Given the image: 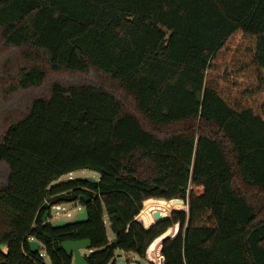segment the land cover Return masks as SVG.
Here are the masks:
<instances>
[{
    "label": "trees",
    "instance_id": "obj_1",
    "mask_svg": "<svg viewBox=\"0 0 264 264\" xmlns=\"http://www.w3.org/2000/svg\"><path fill=\"white\" fill-rule=\"evenodd\" d=\"M236 31L264 67V0H0V264H73L82 238L89 264L155 238L165 264H264V116L206 82ZM78 169L98 181H58Z\"/></svg>",
    "mask_w": 264,
    "mask_h": 264
},
{
    "label": "rangeland",
    "instance_id": "obj_2",
    "mask_svg": "<svg viewBox=\"0 0 264 264\" xmlns=\"http://www.w3.org/2000/svg\"><path fill=\"white\" fill-rule=\"evenodd\" d=\"M254 47V39L251 36L244 35L240 31L234 32L211 60L206 73V82L210 86L215 87L218 93L232 107H251L254 111L264 116V67H256L252 62ZM98 176L99 174L97 172L88 169H78L62 175L58 181L79 177H93L94 179H98ZM192 190L194 193L201 191L199 187L192 188ZM189 192H191L190 188L187 193L189 194ZM60 206L63 208H53L51 210L52 217L50 221L65 218L70 219L82 210V206L69 202L61 203ZM182 207L181 205L175 206L170 208L167 213L170 215L173 210H179ZM105 227L108 239H113L114 233L109 228L108 220L106 221ZM170 227L173 229L176 228L174 230L175 232L178 230L176 224ZM173 232H169L168 234L172 235ZM5 249L6 247L3 250L5 251ZM39 251L48 263V259L41 245ZM82 252L86 253L88 251L84 250ZM130 257H134V254L131 252H124L119 249L114 252L115 264H126L127 258Z\"/></svg>",
    "mask_w": 264,
    "mask_h": 264
},
{
    "label": "water",
    "instance_id": "obj_3",
    "mask_svg": "<svg viewBox=\"0 0 264 264\" xmlns=\"http://www.w3.org/2000/svg\"><path fill=\"white\" fill-rule=\"evenodd\" d=\"M78 179H81V180H84L87 182H91V183H96L98 181V179H94L93 177H79ZM79 199L86 201L89 199V197L82 194L79 196ZM180 201L182 202V199H180ZM47 215H48V211L45 212V214L43 216V220H47ZM166 218H169V215L156 218L155 221H159V220L166 219ZM87 219H88L87 210H86V208L82 207V210H80L72 218H70V219H56L54 221H51V225L53 228H59V227H63L66 225L81 223V222L86 221ZM154 222H152V223H154ZM151 224H149V225H151ZM109 228L111 229V231L114 234H116L118 232L119 229H118L114 219H110ZM28 245H29L31 252L39 251L40 243L38 240H36L34 238H30L28 240ZM60 246L66 252V254L72 258L73 264H89L87 259H86V256H85L86 254L83 253L82 251L91 249L90 239L82 238V239H74V240H71V239L63 240L60 242ZM4 247H5V244L0 243V249L3 250Z\"/></svg>",
    "mask_w": 264,
    "mask_h": 264
},
{
    "label": "built area",
    "instance_id": "obj_4",
    "mask_svg": "<svg viewBox=\"0 0 264 264\" xmlns=\"http://www.w3.org/2000/svg\"><path fill=\"white\" fill-rule=\"evenodd\" d=\"M46 203L49 206L50 214H51V210L53 208H55V209H62L63 208V207L60 206L61 203L60 204H50L49 202H46ZM181 206H183V207L180 208L179 210H183V211L187 212L188 206H187V203L184 200H182ZM67 215H69V213H67ZM138 221L144 227H148V226H145L144 220L143 221L138 220ZM176 225H177V229H178V224L176 223ZM177 231L174 234H172V235L168 234V236H166V237H173L177 233ZM87 251L89 252V251H91V249H89ZM88 252H86L85 254H87ZM126 264H165V258H164V255L162 253V240L156 242V238H155L148 245V247L146 248L144 256L140 257V256L134 254V257L127 258V263Z\"/></svg>",
    "mask_w": 264,
    "mask_h": 264
},
{
    "label": "crops",
    "instance_id": "obj_5",
    "mask_svg": "<svg viewBox=\"0 0 264 264\" xmlns=\"http://www.w3.org/2000/svg\"><path fill=\"white\" fill-rule=\"evenodd\" d=\"M105 216H106V215H105ZM105 216H104V220H105V224H106V221L108 220V217H105ZM106 218H107V220H106ZM109 240H110V239H109ZM39 248H40V247H39Z\"/></svg>",
    "mask_w": 264,
    "mask_h": 264
}]
</instances>
